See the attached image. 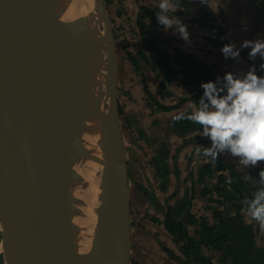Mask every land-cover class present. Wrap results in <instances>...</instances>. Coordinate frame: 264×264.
Here are the masks:
<instances>
[{
	"label": "water",
	"instance_id": "water-1",
	"mask_svg": "<svg viewBox=\"0 0 264 264\" xmlns=\"http://www.w3.org/2000/svg\"><path fill=\"white\" fill-rule=\"evenodd\" d=\"M75 1L0 0V27L29 39L28 51L22 46L19 53L33 66L25 78L0 79V227L5 264H130L129 187L117 103L118 55L105 0L93 9L102 18L108 44L101 85L107 100L101 116H96L104 122L101 147L107 180L101 189L102 214L82 246L69 236L63 211L55 206L64 171L60 154L70 140L75 143L63 132L85 33L84 16H64ZM243 2L264 36L263 11L254 0ZM9 42L13 44V39L0 43V52L1 45L11 47ZM32 55H37L35 61L28 60ZM13 63V68L19 65L18 60ZM9 66L2 64L3 70ZM115 141L120 152L114 148Z\"/></svg>",
	"mask_w": 264,
	"mask_h": 264
},
{
	"label": "crops",
	"instance_id": "crops-1",
	"mask_svg": "<svg viewBox=\"0 0 264 264\" xmlns=\"http://www.w3.org/2000/svg\"><path fill=\"white\" fill-rule=\"evenodd\" d=\"M214 1L209 0L208 2L212 9L215 6ZM159 2L160 0H143V5L158 8ZM231 2H236L235 6L240 10V16L232 18V14L229 13L230 22L237 19L235 21L239 27L238 34L231 36L229 41H235L239 46L244 39L261 36L243 0ZM108 4L112 29L118 40L131 47L139 46L138 44L142 43V40L136 25L139 12L138 4L134 0H109ZM176 15L188 25L193 43L186 48L181 39L162 29L161 37L167 43L165 47L167 50L177 47L224 71L236 72L249 69L251 62L247 60V55L239 62L231 59L225 60L219 51L220 47L207 40V38H212L209 30L202 28L190 17L184 16L181 9L177 10ZM244 26L247 28L246 31L243 30ZM259 62L258 59L256 64L259 65ZM257 70L259 71V68ZM147 77L149 91L154 94L157 87L156 74L149 71ZM118 87L117 100L122 109V115L119 117L120 130L125 152L130 201V264H178L171 259L172 254L179 255L177 246L174 245L163 225L154 223L152 219L155 217L162 221L164 219L163 211L165 212L167 206L176 205L178 201L191 197V214L197 219L204 218L210 225L216 223L214 212L221 210L222 207L211 200L216 199L215 195L211 199L201 198L199 192L204 184H193L189 180L190 174L196 180L201 166L211 162L203 155V149L209 146V141L207 138L201 137V131L181 137L172 130L173 117L180 111L191 112L194 109L192 104L187 103L177 110L152 112L144 101L141 77L126 60L119 66ZM174 91L178 95L183 94L181 87L175 88ZM164 102L167 106L175 104L173 98L165 99ZM164 148L168 150L166 166L168 165L167 168H169L167 170L169 177L166 180L164 178L157 180L151 160ZM220 158L233 164L241 173H250L253 176L258 174L259 168L255 170L245 168L239 164L237 159L227 154L221 155ZM173 159H175L174 162ZM173 164H176L175 167ZM259 167H264V162H259ZM215 181L213 176L208 178L205 184L210 186ZM148 194L152 201L149 200ZM244 218L247 223L253 224L258 229L257 246L264 248V228H261L258 222L251 220L246 214H244ZM195 226L188 228L189 235L194 236ZM204 254L214 262L220 258V253L211 249H204Z\"/></svg>",
	"mask_w": 264,
	"mask_h": 264
},
{
	"label": "trees",
	"instance_id": "trees-1",
	"mask_svg": "<svg viewBox=\"0 0 264 264\" xmlns=\"http://www.w3.org/2000/svg\"><path fill=\"white\" fill-rule=\"evenodd\" d=\"M108 1V0H105ZM141 1V0H136ZM206 1L200 0H181V13L193 15L197 17L201 25L210 26L209 12L206 7ZM158 8H150L144 5L139 6L137 26L142 36L145 52L148 57L154 60L159 68L162 77L168 82H176L177 84L191 87L193 91L192 101L199 99L203 89L200 87L202 81L214 80L217 75H223L218 69L213 68L209 64L203 63L188 54L174 51L169 54L161 48V41L158 29L160 26L155 21L154 14ZM131 63L136 70L139 66L134 57L127 54ZM138 57L147 58L144 53H138ZM146 89V86L144 87ZM164 83L160 82L158 93L164 97ZM166 95L170 93L166 92ZM158 110H170L158 101H153ZM173 129L181 134H187L194 129H200L198 124H194L189 120L172 121ZM162 154H158L153 159V164L162 172L160 162ZM164 163V162H162ZM161 170V171H160ZM162 173H166L165 171ZM245 173L239 172L236 167L228 161L217 159L215 163L204 164L197 177V182L202 183L206 177L214 176L216 181L210 187L206 188L203 195H215L216 199H212L222 210H216L214 217L216 223L208 226L205 219L201 220L195 237L188 235L187 226L197 223L195 217L188 215L185 220L183 216L184 210L189 209L190 198H186L182 206L173 209L171 215L168 213L164 225L172 234L175 242L182 243V254L185 258L184 263L188 264H264V248L258 247L256 243L257 230L247 223L244 214V202L251 197L253 188L251 183H244L241 177ZM189 180L193 181L192 174ZM184 205L186 207L184 208ZM231 208L234 210L231 214ZM180 216L183 218L181 219ZM204 249L220 253L217 262L205 256Z\"/></svg>",
	"mask_w": 264,
	"mask_h": 264
},
{
	"label": "bare ground",
	"instance_id": "bare-ground-1",
	"mask_svg": "<svg viewBox=\"0 0 264 264\" xmlns=\"http://www.w3.org/2000/svg\"><path fill=\"white\" fill-rule=\"evenodd\" d=\"M98 4L99 0H76L64 15L65 18L84 16L85 33L67 101L69 117L63 124V132L70 135L75 143L70 140L60 154L64 171L55 197V206L63 211L65 229L79 246L92 234L96 219L102 214L101 204L104 199L101 189L107 180L101 147V128L104 122L96 116H101L99 113L103 112L99 102L102 88L99 86L100 81L105 78L103 52L108 44L100 25L102 18L93 9ZM17 33L13 29L0 27L2 45L13 39V44L9 42L11 47L1 45L0 79L25 78L33 70V66L28 65L25 57L21 59L19 53L22 46H26L25 51H28L29 39ZM36 57L37 55H32L28 60L32 58L35 61ZM17 60L19 65L13 68V62ZM2 64L10 66L3 70ZM114 148L119 152L121 150L116 141ZM112 208L116 209L114 205ZM108 237L111 238V234L108 233ZM4 247L5 242L0 238V253Z\"/></svg>",
	"mask_w": 264,
	"mask_h": 264
},
{
	"label": "clouds",
	"instance_id": "clouds-1",
	"mask_svg": "<svg viewBox=\"0 0 264 264\" xmlns=\"http://www.w3.org/2000/svg\"><path fill=\"white\" fill-rule=\"evenodd\" d=\"M180 7L181 0H160L154 16L158 26L181 39L187 48L193 41L188 25L176 15ZM243 30H247L246 26ZM210 35L215 38V30ZM245 49L251 62L247 71H225L214 80L202 81L203 91L194 109L176 114L173 120H189L200 126L201 137L209 141L203 155L212 163L227 154L245 168H259L257 175L249 173L241 179L255 189L244 202L245 214L264 228V167H259V162H264V36L244 39L239 46L229 41L219 51L225 60L239 62Z\"/></svg>",
	"mask_w": 264,
	"mask_h": 264
},
{
	"label": "flooded vegetation",
	"instance_id": "flooded-vegetation-1",
	"mask_svg": "<svg viewBox=\"0 0 264 264\" xmlns=\"http://www.w3.org/2000/svg\"><path fill=\"white\" fill-rule=\"evenodd\" d=\"M134 1L138 4V6L143 5V0H141L139 2L136 1V0H134ZM200 1H204V2L206 1V5H207L206 7H207V10L209 12V21H208V23H209L210 26L201 25V23L198 21L197 17H194L193 15H188V14H183V15L184 16H187V17H190V19L192 21L199 23L202 28H205V29L209 30L210 32H212L213 30H215V33H216L215 38H213V37L212 38H207V40L209 42H211V43H213L216 46H218V47L221 48L224 43H228L229 42V38L231 36H236L238 34L237 29L239 27H238V24L235 21L237 19H235L234 21H231L230 22V20L228 18L229 17L228 12H230V14H232V18H236V17H239L240 16V10H237L235 8V5H234L235 3L234 2H231L230 0H228V1L227 0H223V2H221V5L220 6L218 5L219 4V0H217V1L215 0L214 1V3H215L214 9L210 8V6L208 5L209 0H200ZM254 1L256 2V4L258 5V7L264 11V0H254ZM223 3H225V4H223ZM226 14H228V15H226ZM137 19H138V16H137ZM136 25H137V23H136ZM137 28H138V26H137ZM161 30H162V28L160 27L158 29V32H159V37H160V41H161V45L160 46L163 49V51H165V52H167L169 54L173 53L174 51H179V52H182L184 54H188L190 57H193V58H195L197 60H200L203 63L209 64V63H207V62H205V61H203V60L195 57L193 54H191L189 52H185V51H183V50H181V49H179L177 47H171V49L167 50L165 48L167 43L162 40ZM227 33H228V35L226 36ZM113 36H114V40L116 42V40L118 38L115 35V32L114 31H113ZM221 36H226L225 37V40H221L220 39ZM141 40H142V36H141ZM116 43H118V42H116ZM118 44L120 46V51L123 50V52L121 51L122 52L121 55L123 56L124 60H126L127 63H129L131 66H133V64L131 63V61H130V59H129V57H128L127 54H129L131 57H134L136 59V62L138 64V66H139V69L136 70L134 68V66H133V68H134L135 72L141 77V85H142V89H143V92H144V95H145L144 101L146 102L147 107H149L152 110V112H156V111L166 112L167 111V110H165V111L158 110L157 107H156V105L153 103V101H158L163 106H166V107L170 108V110H168V111H172V110H175V109L176 110L177 109H180L183 105H185L187 103H190V104H192L195 107V103L192 101V96H193L192 88L191 87H186L184 85L177 84L176 82L168 83L162 77V74L159 71V68L155 64L154 60L150 59L148 57L147 53L145 52V47H144V44H143V40H142V43L139 42V44H138L139 46H137V47L136 46L131 47L130 45L128 46L123 41H119ZM116 46H117V50H118V54H119L118 45H116ZM139 52L145 54V56L147 58V61L145 60L144 57H138L137 56V54ZM241 55H242V58L244 59L245 55H247V51L246 50H243L241 52ZM119 56H120V54H119ZM120 65H121V61L118 58V68H119ZM210 66H212V65H210ZM212 67L215 68V69H218L223 74L225 72L221 68H217L215 66H212ZM149 71H151V73H155L156 74V77L155 78L157 79L156 80L157 81V87H156V91L154 92V94H152L149 91L148 84H147V78H148L147 77V74L149 73ZM236 72L237 73H242V72H245V70H238ZM144 73H145L146 76L144 75ZM160 82L164 83V85H165V90L163 91V93L165 94L164 97H162L160 95V93H158V89L160 87ZM145 86H146V89L144 88ZM172 87H174V88H172ZM179 87H181L183 89V92H182L183 94H179L178 95V94L175 93V91H174L175 88H179ZM117 91L119 92V87H117ZM166 92L170 93V95H166ZM169 98H173V100L175 101V104L174 105L167 106L165 104V102H164L165 99H169ZM117 103H118V100H117ZM180 112H182V111H180ZM180 112H178V113H180ZM118 114H119V117L122 115V109L120 108L119 103H118ZM172 121H173V119H172ZM172 130H173V132L177 133L173 129V122H172ZM195 131H201V129H194L191 132H189L187 134H184V135H181L179 133H177V134L179 136H181V137H185V136H187V135H189V134H191V133H193ZM159 154H162V160L160 162V166L159 167H160L161 170H163L162 172L165 171L166 173L157 172V170L159 171V169L156 168L155 164H153V159L154 158L151 160V165H153V168L155 169V178L157 180L159 178L162 179V180L164 178L166 180L169 177V172L167 171L169 168H167L168 165L166 166V164H167L166 161H167V158H168V150L164 148L163 150H161L159 152ZM174 161H175V159H173V162ZM162 162H164V163H162ZM175 165L176 164H173L174 167H175ZM197 175H198V173H197ZM208 178H210V177H206L205 181L202 182V183H200V184H204V186H203L202 190L199 192V196L201 198H207L208 197L209 199H211V197L213 195H203L202 194L206 188H210L212 186V184L210 186L207 183L205 184V182H206V180ZM192 183L195 184V183H199V182H197V178H196V180H193ZM163 184H165V183H163ZM145 195H146V193H145ZM148 196H149V194H148ZM189 198H190V201H189V209L184 210V213H183V216H185V220L187 219V216L188 215H191V216L195 217L190 212V206L192 204V198L191 197H189ZM149 200L152 201V199H151L150 196H149ZM184 201L181 200V201H178V203L176 205L167 206L166 209H165V212L162 209L164 219L162 221H160L158 218L153 217V219H152L153 222L154 223H159V224L163 225V227L165 228L164 221H165V218H166L167 214L169 213L171 215L172 210L173 209H178L179 206L180 207L182 206V208H183L182 203L184 204ZM185 207H186V205H184V208ZM233 211L234 210L231 208V212L230 213L232 214ZM241 213L242 214H245V210H243ZM180 218L182 219L183 217L180 216ZM195 219L197 220L198 223H195V224L193 223L191 225H188L187 226V231H188V228L190 226H195L196 224L197 225L195 226L196 227L195 232L198 231L199 226H200V223H201V220L204 219V218L200 217L199 219H197V218H195ZM206 223H207V221H206ZM207 225L208 226H211L208 223H207ZM251 225L254 227L255 230H257V234H256V237H255V239L257 240L258 229L253 224H251ZM165 230L171 236V239L173 240L174 245L177 246V249H178V252H179V255H177V256L175 254H172L171 255V259H173L174 261L178 262V264H185L184 263L185 258L183 256L182 250H181L183 244L181 242L180 243L175 242V239L172 236V234L169 233V231L166 228H165ZM188 235H189V231H188ZM189 236H191V235H189ZM191 237H195V233H194V236H191ZM188 264H193V263L190 262Z\"/></svg>",
	"mask_w": 264,
	"mask_h": 264
},
{
	"label": "rangeland",
	"instance_id": "rangeland-1",
	"mask_svg": "<svg viewBox=\"0 0 264 264\" xmlns=\"http://www.w3.org/2000/svg\"><path fill=\"white\" fill-rule=\"evenodd\" d=\"M228 1V0H227ZM231 1H233V0H231ZM241 1V0H240ZM221 2H223V0H219V6L221 5ZM105 3H106V7H107V10H108V6H109V0L108 1H105ZM236 3V2H235ZM223 4H225V3H223ZM235 5V4H234ZM235 8L238 10V7L237 6H235ZM263 11V10H262ZM264 12V11H263ZM230 12H228V14H229ZM228 14H226V15H228ZM225 15V16H226ZM111 22V21H110ZM101 23V22H100ZM111 24H112V22H111ZM101 25V24H100ZM112 28H113V26H112ZM103 31V30H102ZM114 31V30H113ZM114 37V36H113ZM119 41L120 40H116V42H118L119 43ZM115 42V45H118V49H119V54H120V56H119V54H118V50H117V55H118V58L120 59V61L121 62H123L124 61V58H123V56L121 55V53L123 52V50H121L120 51V46H119V44L118 43H116ZM123 46V45H122ZM116 49H117V46H116ZM101 85L104 87V84H103V81L101 80L100 81V88H101ZM102 87V96H103V94H105V92H104V88ZM102 96H100L99 98H102ZM106 100H107V98H106V94H105V100L104 101H102V102H100L101 103V106L104 108V104H106ZM1 227H0V238H1ZM0 264H5V262H4V258H3V252L2 253H0Z\"/></svg>",
	"mask_w": 264,
	"mask_h": 264
}]
</instances>
